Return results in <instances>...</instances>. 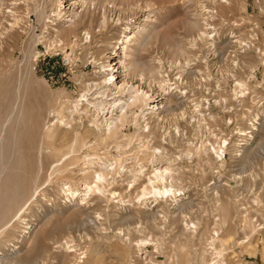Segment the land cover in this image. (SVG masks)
<instances>
[{
  "label": "rangeland",
  "instance_id": "374dc122",
  "mask_svg": "<svg viewBox=\"0 0 264 264\" xmlns=\"http://www.w3.org/2000/svg\"><path fill=\"white\" fill-rule=\"evenodd\" d=\"M70 1H0V130H4L0 131L4 136L0 137L4 165L0 264H264V153L239 173L232 150L242 142L237 128L246 129L259 106L264 112V4L261 0L221 4L220 16L212 19L220 40L213 51L215 46H209L205 38L191 45L193 35L186 29L187 20L198 16L199 0H108L114 4L107 7L110 10H103L98 0H92L91 6L88 0L90 8L83 11ZM9 9L12 14L6 12ZM74 11L78 15L71 18ZM146 11L150 15L146 21L154 25L158 37L137 59L145 62L157 54L154 51H165L164 36L172 47L178 43L187 47L188 54L196 57L190 60L192 68L203 79L188 93L186 135L171 144L162 140L167 152L159 159L154 153L158 150L152 151L154 137H139L143 132L134 125L139 108L122 118L121 124L117 122L110 133L102 132L99 113L121 96L105 84L108 64L118 54L113 46L125 28L143 24ZM74 22L78 23L75 29L63 31ZM84 31L89 32L87 38ZM238 40L252 41L253 46L233 55ZM237 60L238 67L233 65ZM232 73L247 88L239 102L232 89ZM195 104L199 110H194ZM168 120L165 129L172 127V119ZM90 126L96 129L91 127L92 133H87ZM63 132L71 138L78 134L72 143L74 152L70 136V140L59 139ZM224 138L226 153L216 157L212 146ZM62 152L64 160L55 167L52 164ZM167 161L180 171L171 166L174 184L186 193L181 200H192L185 215L174 209L177 204L168 196L157 195L155 201L148 197L147 210L133 199L138 188L129 190L122 182L128 172L144 169L148 174L151 165ZM110 162L120 163L121 168L122 164L132 166V170L109 169ZM99 170L114 180L102 182L100 191L92 187L84 196V185L93 186ZM144 179L141 175L139 182ZM67 186L76 191L73 196ZM113 190L121 200L134 202L130 211H150L155 218H141L138 229H130L127 238L125 226L118 221L126 210L118 197L110 195Z\"/></svg>",
  "mask_w": 264,
  "mask_h": 264
},
{
  "label": "bare ground",
  "instance_id": "6f19581e",
  "mask_svg": "<svg viewBox=\"0 0 264 264\" xmlns=\"http://www.w3.org/2000/svg\"><path fill=\"white\" fill-rule=\"evenodd\" d=\"M87 1L88 0H73L70 2H73V4H74V2H77V4L81 6V10L83 11L87 7L90 8V5L87 4L88 3ZM91 1L92 0L89 1L90 4H91ZM98 1L101 4V7L103 10H107V9H109V8H107L108 6L112 7L114 5L113 3L110 4V2H112V1H108V0H98ZM98 1H97V3H98ZM103 1H104V4H103ZM198 2H199L198 3V10L199 11H198V13H195L198 16H195L194 18L187 20V23H186V29L190 33H192V35H193V37L191 39V45L194 46V44L197 43V41H202L205 38V42L208 43L209 46H213V47L215 46V48H212V50L216 51V49H217L216 46L220 40H219V37L217 35L218 32H217V30H215L212 19H215L218 16H220L219 15L220 14L219 8H220L221 4H229L230 0H224V1L199 0ZM205 2H206V4H205ZM258 2H260V1H258ZM261 2H262V4H264V0L263 1L261 0ZM67 4H69V3H67ZM92 4H91V6H92ZM60 6H62V5H60ZM11 7H9V8H11ZM72 8H73V6H72ZM114 8H115V6H114ZM147 11H149V10H147ZM147 11H146V13H147ZM6 12L12 14V9L7 10ZM65 12H66V10H65ZM56 13H57V11H56ZM77 15H78L77 12L74 11V12H72L71 18H72V16L76 17ZM149 16L150 15L148 12L146 17H145V21L142 22L143 24L137 25L133 29L125 28L126 27L125 26L124 28L126 30L125 31L126 33H124L122 35V38L120 39L118 44L115 47L113 46L114 49L117 48L118 54L108 64V67L106 69L107 73L105 72L108 75V77L105 78V80H106L105 84L108 86V88H112L116 92H120L121 96L117 97L116 100L111 101V103L109 104L110 106L108 108H106V106H105L106 109L103 110V107H102V109H100L99 113L101 112V118H102L103 126H104V128H103L104 130L102 132L105 131L107 133H110L111 129L115 126V124L117 122H119L121 124L122 118H124L128 115L129 116L133 115L135 109L139 108V115H138L139 117L135 119L134 123H136V124H134V125H136V126L138 125L137 127H139V129L142 130V132H143V134H141V135L139 134V137H149V138L154 137V140L152 143L153 144V150L152 151L154 152V151L158 150V152H154V153H155V156L159 159L162 156H164V153L167 152V150H166L167 148H165L161 144L162 140H164L165 142L167 141L168 143L171 144L172 142L176 141L178 138H180L182 136L184 137V135H186V133L188 131V127L190 125V121H189L190 110H188L187 104H186V103H188L187 100H188V97L190 96L188 93H190L191 87L195 88L197 83L201 84L202 77L198 75L199 70L197 71V70L192 68L193 66H192V63L190 60L196 59V57H191V55L188 54L187 47H184L183 45H181L179 43L177 45H175L174 47H172L171 43L169 44V42H167L166 39H163L164 36L161 38V42L165 46L164 47L165 51H163V52L158 51V50L154 51L157 54L152 53L153 56L152 57L150 56L148 61L144 60L145 62H143V61L141 62L137 59V57H136L137 54L140 51H145L144 49L149 47L150 44L153 43V41L157 40V37H158L156 34H154L155 33L153 31L155 29L154 25L151 23L148 24L146 21ZM13 19H15V18L13 17ZM134 21H136V20H134ZM70 22H72V20ZM126 22L127 21H125V23ZM77 24H78L77 22H74L73 24L71 23V25H69L68 28H66V29L63 28V31L75 29L77 27ZM8 25L10 27H13V23H9ZM62 25H63V23H62ZM211 27H213V30L210 29ZM88 33H89L88 31L83 32V35H85V38H87L89 36ZM29 41H31V37H30ZM230 42H231V40L227 41V43H230ZM191 45L189 47H193ZM251 45L253 46L252 41L238 40L237 46H236V48H234V51H233L234 54L233 55H238V51L240 49H242L243 51L246 49H249ZM229 46H231V44ZM255 50L259 51L260 55L263 54V52H261V50L256 48V47H255ZM143 53H141V55ZM149 53H147V54H149ZM220 53L222 54V52H220ZM145 56H147V55H145ZM233 60H235V59H233ZM263 63H264V60H263ZM233 65L237 66L238 60H237V62H233ZM233 68H235V67H233ZM231 75H232V80H234L232 89L235 91L234 93L237 94L236 99L239 98V99H237V101L239 102L241 100L240 98L245 97V95L247 94V90H246L247 88L243 84L244 82L242 83L241 80H238L237 78H235L233 76L234 75L233 73ZM204 81H206V80H204ZM216 91H219V90L216 88ZM103 93H104V91H103ZM218 93H216V95H218ZM214 94H215V92H214ZM221 100L226 101L225 99H221ZM104 102H106V100ZM218 102L220 103V101H218ZM77 104L78 103H76V105ZM14 106H15V104H14ZM76 107H78V106H76ZM194 107H195L194 110H199V108H200L199 104H195ZM192 111H193V109H192ZM193 112H192V114H193ZM241 112H242V110H241ZM106 114H109V115L107 116ZM165 119H169V120L172 119V121H170V122H172L171 123L172 127L171 128L169 127L170 129L164 128ZM198 119L196 120V118H195L196 121H199ZM249 119L250 120L247 122L246 129L244 127L243 128H241V127L237 128V134H238V136H240V140H242V142L236 143L237 146H235V148L232 149L236 153L235 159L237 160L236 165H238L239 170H240L239 173H241V172L245 171L247 168H249V166H251V164H253V162L257 158H260L259 156L264 153V112H263L262 108L259 106L256 109V111L252 115H250ZM58 122L63 123L64 121L63 122L58 121ZM128 122H130V121H128ZM165 124H167V123H165ZM5 125H6V123H4L3 126H5ZM90 125H92V124H90ZM93 125H95V123ZM57 126H60V125L58 124ZM83 126H85V124H83ZM87 126L88 125L86 124V127ZM86 127H84V128L82 127L83 131L85 129H87ZM91 127H93V126L88 127L86 132L90 131ZM96 127H98V126H96ZM93 128H95V127H93ZM64 129H63V131L66 132V130H64ZM95 129H93L94 132H95ZM97 130H99V129H97ZM2 131H4V130H2ZM68 131H69V129H67V132ZM70 132H72V131H69V133ZM86 132H85V135H88L87 134L88 132L87 133ZM94 132H93V135H95ZM69 133H67V135ZM2 134H4V133L2 132ZM70 134H72V133H70ZM63 135H64V132H63L62 136ZM65 136H66V134L62 138H59V139H62V141H63V139H65ZM71 136L72 135H68V137L70 139H72L70 149L73 151L72 143L74 141H76L78 134H73V138H71ZM0 137H1V134H0ZM3 137H1V138H3ZM68 137L66 139L70 140V139H68ZM258 137H260V139L257 141L256 144L254 142H252L253 140H255V138L257 139ZM217 139H218V137H217ZM148 140H151V139H148ZM128 141H129V139H128ZM143 142H145V144H146V140ZM250 142L254 143V145L251 146ZM62 143H65V141ZM227 144H228V141L226 138H224L221 141L219 140L218 142H216L215 145L213 144V146H212L213 153L215 154L216 157L217 156H219L221 158H222V156L224 157V155L226 153L225 149L228 148ZM74 145H76V144H74ZM122 146H125V145H121L119 147H122ZM1 147H0V153L2 151ZM144 148H145V146H144ZM70 149H69V151H70ZM62 150H64V148ZM147 150H149V149H147ZM168 150H169V148H168ZM230 150H231V148H230ZM41 151H42V149L40 150V152ZM66 151L64 150V152H66ZM138 151H139V149H138ZM64 152H62V153H64ZM149 152H151V151L149 150L148 153ZM168 153H170V151ZM66 155L68 156L69 154L66 153ZM59 156L60 157L52 165L55 166L57 164L56 162H58V163L62 162L64 159L62 161H61V159L65 156V153L61 154V155L59 154ZM151 156H153V153ZM153 157H152V159H153ZM209 158H211V155ZM139 159L141 161V158H139ZM140 161H139V163H141ZM150 161H153V160H150ZM169 162L171 163V161H169ZM169 162L168 161L165 162L167 164H165V163H161V164L160 163H154L153 165H151V162H150V165L154 166V167L151 168V170H150V172H148V174L146 173V171L144 169H140L138 173H135L137 170L134 173L128 172V173H126L127 175L124 176V180L122 182H124L125 186L128 187L129 190L134 189V188H138V191H137L138 193H137V195H135V198H133V199L135 200V202L137 204H139V205L142 204L141 205L142 207L145 206L147 208V201L149 200L148 197L150 198L152 196L153 197L152 200L155 201L157 195H159L160 197L168 196L170 201L173 204H177L176 206H173L174 209L177 210V212L183 213L190 207V205L192 204V200H181L183 197L186 196V193L182 187H179V186H177V184H174V182L176 181L174 179L176 176V174L174 173V171H176V167H175L176 164L172 161L173 163H171V164H173V165L175 164L173 166V165H170ZM137 164L138 163H136V165ZM263 164H264V161H263ZM52 165H50V167H52ZM109 165H110L109 169H112V170L115 169V167L118 169L121 168V167H119L120 163H118V162L117 163L110 162ZM150 165H149V167H150ZM3 166L4 165H2V159H1V154H0V176L3 173V169H4ZM122 166L124 167V170H123L124 172H127L128 168L129 169L132 168V166L130 168V167L126 166V164H122ZM171 166L174 167V169H175V170L173 169L174 171H172ZM123 167L121 169H123ZM141 168H142V166H141ZM121 169H119V171ZM101 170H103V169H101ZM178 171H176V172H178ZM113 172L111 171L110 174ZM179 173H180V171H179ZM94 174H95V172H94ZM174 174H175V176H174ZM141 175L144 176L146 179V180L144 179L145 180L144 183L139 182ZM241 176L239 174L238 177H241ZM95 178H96V180H94V178H93V180H94L93 186L91 184L84 185V189H83V195L84 196L87 195L88 191H90L92 189V187L96 188L100 191V184L102 182H105V183L107 182V184H108L114 180L112 177L108 178L106 175H104V172L100 171V170L98 172H96ZM219 185H220L219 183H218V186L216 184L217 187H220ZM217 187H214V188H217ZM35 188H38V186ZM35 188L33 187V189H35ZM33 191L34 190H32L31 193H33ZM66 191L68 193H70L72 196L76 193V191L72 190V188L70 186L66 187ZM92 191H93V189H92ZM110 195L112 197H118V199L121 200L120 194H118V192H115L114 190L110 191ZM31 196H33V195H31ZM81 200H84L83 197H81ZM121 202H122L123 207L126 211H125V214L121 215V217L119 215L120 218L118 221L120 224L125 226L124 230H125V235L127 238H128L127 235L130 233V229L136 230V228L139 227V225H140L139 222L142 221L141 218H145V219L152 218V219H154L156 216V213H150V211L148 212L145 210L144 211H130V207H132L134 205V202H130V201L126 202L123 199L121 200ZM23 204H24V202H23ZM149 208H150V206H149ZM147 210H148V208H147ZM186 212L189 213L188 210ZM14 216H16V215H14ZM81 224H83V223L81 222ZM131 224H134V225L131 226ZM184 224H185V227H183V228H187L188 227V226H186L187 224L186 223H184ZM122 229L120 227L119 232L123 234ZM20 262H21V260H20Z\"/></svg>",
  "mask_w": 264,
  "mask_h": 264
},
{
  "label": "built area",
  "instance_id": "2783aa9c",
  "mask_svg": "<svg viewBox=\"0 0 264 264\" xmlns=\"http://www.w3.org/2000/svg\"><path fill=\"white\" fill-rule=\"evenodd\" d=\"M219 1H224V0H219ZM210 29H212V30H213V27H211Z\"/></svg>",
  "mask_w": 264,
  "mask_h": 264
}]
</instances>
